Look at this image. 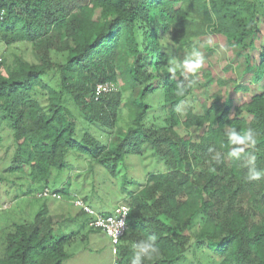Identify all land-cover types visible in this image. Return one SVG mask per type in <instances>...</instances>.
<instances>
[{
	"label": "trees",
	"instance_id": "16d2710c",
	"mask_svg": "<svg viewBox=\"0 0 264 264\" xmlns=\"http://www.w3.org/2000/svg\"><path fill=\"white\" fill-rule=\"evenodd\" d=\"M261 17L264 0H0V46L6 48L0 58V146L7 144L4 127L13 134L5 172L12 183L27 186L24 195L49 188L61 196L39 197L44 203L33 220L13 224L5 237L0 229V264H66L76 234H61L58 221L91 219L74 204L82 192L71 188L68 155L84 157L88 171L95 163L117 173L127 155L145 147L167 170L121 195L131 208L117 255L121 264H131L133 243L151 236L160 252L143 264H187L189 255L188 264H264V178L246 181V161L227 157L232 145L225 135L226 128L251 129L257 144L246 155H254L255 167L264 171V91L236 105L227 99L187 107L181 116L175 109L198 81L179 69L174 77L169 72L170 61L181 63L196 49L194 38L213 31L229 46L259 50L257 59L248 56L245 69L250 74V63H257L250 81L259 84ZM191 80L196 85L178 97L177 84L187 87ZM105 81L123 87L95 100L96 85ZM233 82L238 91L250 90ZM127 106L130 122L121 126ZM192 128L205 130L197 139ZM217 153L219 164L212 160ZM62 172L68 175L59 183ZM53 175L58 186H50ZM83 196L94 208L92 194ZM61 199L79 211L65 217L52 209L51 202Z\"/></svg>",
	"mask_w": 264,
	"mask_h": 264
},
{
	"label": "rangeland",
	"instance_id": "374dc122",
	"mask_svg": "<svg viewBox=\"0 0 264 264\" xmlns=\"http://www.w3.org/2000/svg\"><path fill=\"white\" fill-rule=\"evenodd\" d=\"M259 26L261 36L258 37L260 39L255 41L258 46L264 42L263 17L260 18ZM193 44L202 53L205 63L196 75L198 84L195 86L192 96L186 102L188 107L200 109V105H222L227 99H232L233 104L236 105L250 101L253 95L264 91V77L259 84L250 81L251 75L254 76L259 68L257 63L251 62V73L245 74L248 56L251 54L257 59L259 50H253L247 45L229 46L223 34L213 31L194 38ZM5 50V47L0 46V58ZM180 56L185 57L182 50ZM251 61L255 60L251 59ZM221 80H227V83H221ZM232 80L248 84L250 90L248 92L236 90ZM118 84L120 90L123 87L122 82L119 81ZM129 95L130 92L127 91L125 94L126 100H129ZM130 115L131 107L127 106L123 110L121 126H125L130 122ZM10 130L8 127L2 129L3 143L7 144L4 146L5 150L0 146V229L3 237L10 232L13 224L33 220L44 203V200L37 197V195L36 197L24 195L27 186L20 185L19 182L12 183L9 180L10 174L5 172V169L10 166L13 156V148H10L11 144L8 143V140L13 136L12 130ZM204 130L192 128V132L197 139ZM179 132L182 135L187 134L185 128H180ZM83 159L84 157L76 159L74 155H68L69 167H74L71 172V182L73 183L71 188L73 191L82 192L80 198L83 194L91 193L94 199L89 203L100 212L112 211L117 204L124 201V197H121V195L144 183L146 177L150 174L167 170V165L162 158L152 148L148 147H145L144 152L140 155H127L117 173L112 172L113 169L111 171V165L109 164L104 166L95 163L91 164L94 168L88 171L86 168H90V162H84ZM95 171L96 173H94ZM66 173L68 172L61 173L60 177H62L59 183H63L62 180L68 175ZM49 180L50 186H58V181H56L54 175ZM93 186H95L98 194L92 190ZM34 187L42 190V184ZM113 189H116L117 192ZM50 201H53V198L49 199ZM69 204L61 199L60 201L51 202L50 205L52 209H57L58 213H63L65 217H68L79 211V208ZM256 219L261 221L260 217ZM57 227L62 229L61 234H76V239L67 248L70 256L66 260V264H113L114 257L111 252L110 237L103 230L92 229L86 215L77 219L62 218L58 221ZM191 257L189 255L187 260L190 261L191 259L192 261ZM182 264H185V262L183 261Z\"/></svg>",
	"mask_w": 264,
	"mask_h": 264
},
{
	"label": "clouds",
	"instance_id": "9594fccd",
	"mask_svg": "<svg viewBox=\"0 0 264 264\" xmlns=\"http://www.w3.org/2000/svg\"><path fill=\"white\" fill-rule=\"evenodd\" d=\"M204 63L205 61L202 53L194 48L181 63L177 64L170 61V64H173L174 66L169 68V72L174 77L176 70L179 69L194 77L204 67ZM187 78L188 77L186 75L185 79L187 80ZM196 83V80H191L188 82L187 87H185V85L183 84H177V91L175 94L178 97H184L186 91L193 88ZM187 107V103H182L176 107L175 111L178 115L184 116L186 115L185 109ZM225 135L227 136L230 145H232L231 150L227 153V157L236 160H240L241 157H244L246 161L245 166L248 168L246 181L254 182L260 181L262 178H264V171L257 170V168L255 167L256 157L254 155H246V150L254 151L256 148L257 140L255 138L254 132L251 129H247L242 133H238L234 128H226ZM212 160L214 163L219 164L221 162L220 154L217 153L216 155H214L212 157ZM120 228L122 230L126 229L125 221H120ZM119 234V231H117L113 235L114 243L117 242ZM131 251L133 253L131 264H143V261H152L154 257L158 256L160 249L157 246L155 236H151L139 243H133L131 245Z\"/></svg>",
	"mask_w": 264,
	"mask_h": 264
},
{
	"label": "built area",
	"instance_id": "2783aa9c",
	"mask_svg": "<svg viewBox=\"0 0 264 264\" xmlns=\"http://www.w3.org/2000/svg\"><path fill=\"white\" fill-rule=\"evenodd\" d=\"M120 86L117 82L114 81H105L100 82L96 85L94 90V99L99 100L102 96H105L111 92H117ZM38 197H49V196H57L61 197L53 193L49 188H46L44 191L38 193ZM75 206L81 208L86 213L91 216L89 225L92 228L103 230L111 239V252L114 257L113 264H121L117 260V255L119 253L121 240L124 237L125 233L128 230V216L130 214L131 208L129 205L125 203H119L112 212H100L90 205L86 204V202L81 198H76L73 200ZM125 221L126 229L120 228V221ZM119 231V236L117 238V242H113V235Z\"/></svg>",
	"mask_w": 264,
	"mask_h": 264
},
{
	"label": "crops",
	"instance_id": "0c3cea01",
	"mask_svg": "<svg viewBox=\"0 0 264 264\" xmlns=\"http://www.w3.org/2000/svg\"><path fill=\"white\" fill-rule=\"evenodd\" d=\"M115 208V207H114Z\"/></svg>",
	"mask_w": 264,
	"mask_h": 264
}]
</instances>
